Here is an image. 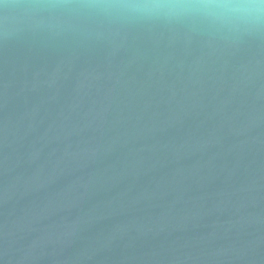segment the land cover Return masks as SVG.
Segmentation results:
<instances>
[{"label": "water", "instance_id": "1", "mask_svg": "<svg viewBox=\"0 0 264 264\" xmlns=\"http://www.w3.org/2000/svg\"><path fill=\"white\" fill-rule=\"evenodd\" d=\"M0 264H264V29L0 27Z\"/></svg>", "mask_w": 264, "mask_h": 264}, {"label": "clouds", "instance_id": "2", "mask_svg": "<svg viewBox=\"0 0 264 264\" xmlns=\"http://www.w3.org/2000/svg\"><path fill=\"white\" fill-rule=\"evenodd\" d=\"M82 9L105 16L189 20L217 30L264 29V0H0V27L17 15Z\"/></svg>", "mask_w": 264, "mask_h": 264}]
</instances>
